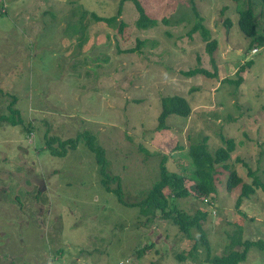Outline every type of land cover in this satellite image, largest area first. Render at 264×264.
Wrapping results in <instances>:
<instances>
[{
  "label": "rangeland",
  "instance_id": "rangeland-1",
  "mask_svg": "<svg viewBox=\"0 0 264 264\" xmlns=\"http://www.w3.org/2000/svg\"><path fill=\"white\" fill-rule=\"evenodd\" d=\"M249 1L258 36L264 7ZM140 2L156 24L137 27L138 13L125 0L122 35L117 24L91 17L116 15L119 0H0V116L9 114L15 97L21 118L20 124L0 121V264H213L207 252L222 255L237 232L241 240L263 243L249 247L238 264H264V191L257 188L236 208L241 187L226 188L231 170L251 183L243 162L264 183V43L247 51L252 38L238 26L242 3L194 0L200 23L217 41V75L185 77L181 71L197 66V56L201 67L213 71L199 32L187 35L197 21L191 2ZM138 39V49L124 51ZM250 59L241 81L232 83ZM169 95L183 96L191 111L188 117L169 115L167 128L158 130L161 98ZM83 131L105 150L107 170L119 176L128 202L139 201L159 179L166 155L167 168L183 175L189 190L175 204L190 214L208 212V250L197 247L192 258L180 261L176 255L188 253L190 242L169 220L146 221L138 206L122 204L105 189L94 153L74 138ZM204 136L210 153L223 146L222 138L236 143L230 157L215 165L212 204L190 189L188 145ZM48 137L57 139L52 147ZM70 137L74 148L51 153Z\"/></svg>",
  "mask_w": 264,
  "mask_h": 264
},
{
  "label": "trees",
  "instance_id": "trees-1",
  "mask_svg": "<svg viewBox=\"0 0 264 264\" xmlns=\"http://www.w3.org/2000/svg\"><path fill=\"white\" fill-rule=\"evenodd\" d=\"M125 0H119V7L117 9L116 15L104 17L99 16L97 14H92L91 17L96 21H102L107 23V25L113 26L117 24V32L120 34H124L121 32L124 28L123 21L120 20L121 15V6ZM191 2L192 13L197 19L194 21V24L188 31L187 35H191L194 32H199L202 39L206 42L205 50L211 56L210 63L213 67V71L210 72L207 69L200 66V59L197 56V66L181 71V74L185 77L194 76L196 74H204L207 76L215 77L217 75V66L215 63V59L212 54L213 51L217 47V41L214 38H210L208 36V29L200 23L202 18L199 16V13L196 10L194 0H189ZM237 3H242L244 6L243 9L239 10L238 14V26L239 29L248 37H251L252 40L248 45L247 51L257 46H261L264 43V26L260 35L256 36L257 27L256 22L253 19V10L250 7L249 0H234ZM262 6L264 7V0H260ZM138 13V17L135 21L137 27L139 28H149L156 24V21L149 17L143 6L141 5L140 0H131ZM246 5V7H245ZM180 19V18H178ZM182 19V18H181ZM176 20V19H175ZM193 20V19H192ZM161 21L163 23H170L166 18H162ZM179 21H175L172 24L178 25ZM226 27L231 25V21L229 18H226L223 22ZM192 36V35H191ZM143 43L142 40L137 41V46L134 48H128L127 52H134L138 49V45L140 46ZM252 60L250 59L235 72L238 75L237 80H230L232 83H239L241 81L240 72L244 70L245 67L250 66ZM15 102V97L11 104L8 105L9 114L1 115L0 121H6L11 124H20V112L17 108L13 107ZM191 111V107L188 101L179 95H169L161 98V110L158 114V124L157 129H165L167 128L166 118L175 114L178 116L188 117ZM28 131H30L28 129ZM84 140L85 145L94 153L95 160L98 165V172L101 176L100 182L105 187L107 191H112L117 200L124 205L127 206H138L139 211L142 215L146 217V221H152L156 216H160L163 219L169 220L173 225H175L178 231L183 234L187 240L190 242L191 248L190 251L186 254L178 253L176 256L180 261L185 260L186 258H192L191 253L197 247H205L208 250V239L206 237V233L203 227L204 221L208 217V212L206 210H202L197 208L194 213H187L186 211L180 209L176 204L175 200L180 198H185L189 195V190L185 186V177L179 173L170 171L166 166L167 156L162 155L159 163V179L152 184L148 191H146L142 198L136 202H128L123 198L120 178L119 176H111L109 174L108 161L105 157V150L103 147L97 144L95 136L89 133L88 131H83L80 134L75 135L76 141L79 138ZM74 138H67L59 141L58 145L61 146V150L54 151L50 149L53 154L64 155L67 151V148H74L76 145ZM57 139L55 138H47L46 144L49 147H52L54 143H56ZM223 146L217 148L214 153L208 152L207 149V137H202L201 140L197 142L191 141L188 145V154L192 164V181L193 183L190 185V189L194 192V195L197 197L203 198L208 197L212 198L210 195L215 191V173H216V164L222 163L226 161L232 152L236 150V143L233 138H222L221 139ZM141 150L144 148L141 147ZM238 159V158H236ZM242 162V161H241ZM243 165L247 167L248 176L252 177L251 183H243L242 178L237 174L235 170H231L228 174L226 180V188L227 190H232L238 186L241 187V192L237 196L235 200V207L239 208L240 203L244 197H248L250 194L254 193L257 188H260L264 191V183L259 179V177L252 171L248 165L243 162ZM111 184H114L112 186ZM207 204L211 202V200L205 201ZM193 230L196 231L193 232ZM237 237H233L228 243V249L220 256L210 257L207 252L206 260L213 264H238L241 261H244L246 258L247 251L249 247L252 245H257L260 247L263 243L260 240H241L240 233H236ZM192 241V245H191ZM153 246L152 243L147 245H143L141 248L137 249L138 256L143 255L146 251H148ZM234 246H240V250L233 249ZM189 254V255H188ZM187 255V257H185ZM149 264H155L154 262H150Z\"/></svg>",
  "mask_w": 264,
  "mask_h": 264
},
{
  "label": "bare ground",
  "instance_id": "bare-ground-1",
  "mask_svg": "<svg viewBox=\"0 0 264 264\" xmlns=\"http://www.w3.org/2000/svg\"><path fill=\"white\" fill-rule=\"evenodd\" d=\"M256 50H257L256 47H254V48L251 49L250 52H251V53H254V52H256ZM207 200H211V202L208 203V204H212V203H213L212 199H210V198L208 199V197H204V198H203V202H204V203H206L205 201H207ZM206 204H207V203H206ZM212 212H214V211H212Z\"/></svg>",
  "mask_w": 264,
  "mask_h": 264
},
{
  "label": "crops",
  "instance_id": "crops-1",
  "mask_svg": "<svg viewBox=\"0 0 264 264\" xmlns=\"http://www.w3.org/2000/svg\"><path fill=\"white\" fill-rule=\"evenodd\" d=\"M239 51V50H238Z\"/></svg>",
  "mask_w": 264,
  "mask_h": 264
}]
</instances>
